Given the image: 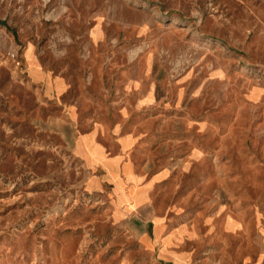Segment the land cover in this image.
Masks as SVG:
<instances>
[{"label":"rangeland","instance_id":"rangeland-1","mask_svg":"<svg viewBox=\"0 0 264 264\" xmlns=\"http://www.w3.org/2000/svg\"><path fill=\"white\" fill-rule=\"evenodd\" d=\"M0 264H264V0H0Z\"/></svg>","mask_w":264,"mask_h":264},{"label":"crops","instance_id":"crops-1","mask_svg":"<svg viewBox=\"0 0 264 264\" xmlns=\"http://www.w3.org/2000/svg\"><path fill=\"white\" fill-rule=\"evenodd\" d=\"M44 77V76H43ZM46 80V78L44 79ZM107 140L104 141V138ZM77 151L80 153L85 162L88 163H108L110 162L112 153H109L106 146L102 142H118L122 145L128 146L130 142H161L157 140H147L138 138L132 132L117 133L116 129H106L101 123L92 125L90 129L84 133H80L76 139ZM113 157V156H112ZM141 194V193H140ZM143 195V193L141 194ZM145 196V195H144ZM143 196V197H144ZM144 199V198H143ZM183 228L172 232L181 237L180 232H183ZM168 240V236L164 238ZM166 243V242H163ZM179 263L180 260H177Z\"/></svg>","mask_w":264,"mask_h":264}]
</instances>
